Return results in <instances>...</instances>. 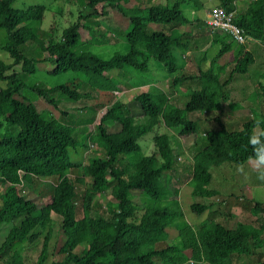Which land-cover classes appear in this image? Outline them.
Wrapping results in <instances>:
<instances>
[{
  "label": "trees",
  "instance_id": "obj_1",
  "mask_svg": "<svg viewBox=\"0 0 264 264\" xmlns=\"http://www.w3.org/2000/svg\"><path fill=\"white\" fill-rule=\"evenodd\" d=\"M12 1L0 0L4 39L0 50L10 60L8 64L0 61V224L11 223L0 243V264H23L20 250L28 248L38 236L40 247L31 264H235L248 256L260 257L264 252L262 204H252L256 227L250 232L242 220L228 226L222 220L201 218L198 227L192 229L184 215L187 212L199 217L208 208L203 199H218L215 191L205 187L208 175L202 160L219 156L225 162L241 164L264 153V85L256 83L259 94L254 91L248 95L258 109L251 110V116L238 129H225V119L220 117L223 112L241 109L239 103L229 99L228 88L234 75H244L253 61L244 45L233 42L230 33L217 28L208 30L202 20L195 19L213 37L211 41L218 44L220 53L231 52L232 66L227 69V63L215 58L206 71L190 77L179 74L173 55L174 49L188 50L191 38L189 20L182 15L179 1L166 2L163 7L129 8L125 0H63L76 6L80 14L55 40L48 39L46 46L33 36L29 25L42 19L43 8L14 10L10 7ZM235 1L218 0L213 6L229 11L246 39L264 45V0H248L240 11ZM105 7L127 19L122 30L127 48L122 54L104 59L89 51L87 46L96 41L93 37L81 41L79 29L91 33L85 19L105 14ZM173 22L185 28H171L165 34L158 30L160 25ZM147 25L151 31L146 30ZM26 41L46 53L44 60L52 66L51 74L70 73L85 78L101 92L118 88L119 81L110 72H147L143 61L146 55L162 65L173 90L190 78H203L206 84L171 95L174 100L181 99V106L167 105L153 85L144 91L138 89L132 97L140 110L137 117L130 115L122 102L112 101L101 112L92 137L101 156L89 157L85 163L72 162L68 150L84 148L85 144L72 134L71 124L49 119L43 108L58 110L60 99L75 101L79 82L75 77L50 87L35 80L32 76L37 60L19 53ZM25 91L33 94V99ZM164 106L169 108L167 114L161 111ZM199 111L216 114L210 121L212 127L203 133L204 146L191 157L189 179L175 189L163 175L173 163L167 133L151 136L147 155L141 154L137 140L154 131L158 118L163 117L168 125L164 127L176 130L170 137L188 142L193 138L194 124L185 113ZM171 120L172 125L168 123ZM119 132L123 136L114 139ZM84 177L89 188L82 189L81 193H86L78 200L79 216L70 218V211L78 213L74 204ZM44 179L52 181L50 199L37 207L27 189ZM102 190L113 200L108 203V211L98 203L96 194ZM134 191L144 194L150 202L143 208L137 205L129 196ZM258 207L262 211L259 216L255 214ZM160 234L169 237L170 243L159 239ZM255 264L264 261L258 259Z\"/></svg>",
  "mask_w": 264,
  "mask_h": 264
},
{
  "label": "rangeland",
  "instance_id": "obj_2",
  "mask_svg": "<svg viewBox=\"0 0 264 264\" xmlns=\"http://www.w3.org/2000/svg\"><path fill=\"white\" fill-rule=\"evenodd\" d=\"M179 1L182 15L189 20L190 29V46L188 50L181 51L180 49H174L173 55L176 57V61L179 65V74L190 75L193 77L195 73L199 74L208 69L210 61L218 58L219 63L226 64L230 69L232 66L231 52L220 53L218 44L211 41L210 35L208 36L204 25L195 22V19L203 21V14L213 5L217 4L218 0H125L127 7L145 8L149 5H163L171 4L172 2ZM248 0H236V6L238 9L245 7ZM28 6H40L43 8L42 19L38 22L30 23V27L33 36L36 39H40L43 46L47 45L48 39L55 40L62 29L66 28L75 17L80 14L79 9L74 5H68L63 0H13L10 3V7L14 10L22 9ZM98 9V7L96 8ZM105 14L100 16H89L85 19V23L90 24L92 28L91 33L86 30L79 29L80 40L93 39L96 43L92 42V45L87 46L90 52L99 55L101 58H108L112 54H122L127 46L124 42L122 30L126 24L127 19L122 17L115 9L108 7L103 8ZM146 30L151 31V26H146ZM162 33H168L171 28L181 30L185 28H178L177 23L173 22L168 25H160L158 27ZM3 30L0 29V43L3 42ZM242 45L252 55V63L247 67V71L244 75H234L233 82L228 88L229 99L233 102L239 103L241 109L235 111L223 112L220 117L224 118L223 125L227 130H236L240 124L247 120L251 116V110L257 112V105L255 101H249L248 95L259 89L256 83L264 85V45L259 44L258 48H254V44L251 39H246ZM258 45V44H255ZM220 51H223L222 48ZM19 53H23L27 58H34L37 60L35 63V73L33 78L37 81L43 82L46 86H55L61 83L65 79L75 78L70 73H63L53 75L50 73L52 66L44 60L46 57L45 52H39L32 42H24ZM0 61L8 64L10 60L6 54L0 50ZM148 71L141 74H136L131 71H119L110 72L109 74L115 76L118 83V88L107 93L101 92L90 83L86 82L85 78L76 77L75 80L79 82L77 86L79 92L75 101H64L60 99L57 104V109L51 110L43 108L49 119L56 118L60 122H66L72 125V134L76 139L85 144V147H76L75 150H68L69 158L72 162L85 163L89 157H99L101 152L97 149L92 139L96 133V125L101 112L114 100L122 102L128 113L134 117L140 115L138 106L132 101V97L138 91L147 89V86H155L157 92H160L165 100V103L171 105L181 106V99L174 98L171 95H178L183 92L185 88H190L199 84H206L203 78L189 79L181 82L177 89L173 90L169 86L168 74L163 69L162 65L151 59L149 56H145L143 59ZM262 75V76H261ZM261 76V77H260ZM147 79L146 80H144ZM142 79L144 81H142ZM136 80H139L138 82ZM173 90V91H172ZM33 99V94L24 92ZM23 93V94H24ZM258 99V95H256ZM167 101V102H166ZM167 104V105H168ZM166 106L162 108L165 114L168 113ZM226 111V110H225ZM62 112V114H58ZM216 113L213 112H187L185 117L191 120L194 124L193 138L188 142H184L178 137L173 139L170 135L176 134L174 128H166L165 120L162 117L158 118L159 124H157L154 131L148 132L137 140V144L140 148V152L143 155H147L150 149V138L154 133H167V142L169 153L173 159L171 169L164 172L163 175L167 177L169 184L179 189L190 176V166L192 155L201 149L205 142L203 133L212 127L211 119ZM165 117V115H164ZM166 118V117H165ZM172 125L173 121H168ZM2 129V128H0ZM123 136V132L113 135V138H119ZM187 141V140H185ZM203 170L207 173L208 179L205 183L206 189L213 190L217 193L218 199L214 197L205 198L203 203L208 204V208L202 212L199 217L187 212L184 213L187 222L192 229H196L199 225V220H222L226 225L231 226L236 220H242L244 228L247 232L252 231L256 227V223L253 222L254 215L251 214L253 202L262 204L261 209L263 211V219L261 223L264 225V153L257 156L256 159L246 160L241 164H232L223 161L219 156L210 157L201 161ZM162 175V176H163ZM84 184L82 187H78V194L76 195L75 212L70 211L68 216H79V198L83 190L89 188V181L86 177L83 178ZM52 181L47 179L41 181H35L32 183L31 188H28V192L33 195V202L37 207H40L47 203L50 199ZM34 187V189H33ZM83 189V190H82ZM98 203L103 210H107L108 203H113L112 198L108 195L106 190L97 192ZM129 196L134 199V202L142 206H146L150 200L140 192H131ZM195 199V198H194ZM249 200V201H248ZM185 204L182 203L181 205ZM141 208V207H140ZM184 209V206L181 207ZM108 211V210H107ZM262 211L257 209L256 215L259 216ZM94 206H91L90 215H94ZM245 219V220H243ZM11 223L0 224V243L4 236L8 232ZM264 234H262L263 236ZM159 239L165 240L170 243L169 237L165 234H160ZM41 236H38L36 240L28 248L23 247L20 250L22 255L23 264H31L40 247ZM264 248V241H263ZM186 254L189 252L186 250ZM260 257L251 256L245 257L241 264H255L257 260L264 261V252L260 253Z\"/></svg>",
  "mask_w": 264,
  "mask_h": 264
},
{
  "label": "built area",
  "instance_id": "obj_3",
  "mask_svg": "<svg viewBox=\"0 0 264 264\" xmlns=\"http://www.w3.org/2000/svg\"><path fill=\"white\" fill-rule=\"evenodd\" d=\"M232 14L219 6H212L204 13L203 23L207 26L209 23H219L227 25L235 33V43H243L246 38L243 31L237 27L231 20Z\"/></svg>",
  "mask_w": 264,
  "mask_h": 264
},
{
  "label": "bare ground",
  "instance_id": "obj_4",
  "mask_svg": "<svg viewBox=\"0 0 264 264\" xmlns=\"http://www.w3.org/2000/svg\"><path fill=\"white\" fill-rule=\"evenodd\" d=\"M207 26H208V30H211V31H213L214 28H217V29H221V30H223V31H225L227 33H230L232 35V37L234 38V40H235L234 31L231 30L227 25H221L219 23H209Z\"/></svg>",
  "mask_w": 264,
  "mask_h": 264
},
{
  "label": "crops",
  "instance_id": "obj_5",
  "mask_svg": "<svg viewBox=\"0 0 264 264\" xmlns=\"http://www.w3.org/2000/svg\"><path fill=\"white\" fill-rule=\"evenodd\" d=\"M235 2H236V1H235ZM236 10L240 11L241 9H238L237 6H236ZM203 16H204V14H203ZM253 46H254V48H258L259 45H255V44H254ZM241 263H242V260L239 259L238 262L235 263V264H241Z\"/></svg>",
  "mask_w": 264,
  "mask_h": 264
}]
</instances>
